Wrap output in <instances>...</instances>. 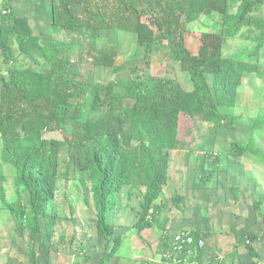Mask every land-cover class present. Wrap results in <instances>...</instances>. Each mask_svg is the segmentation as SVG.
<instances>
[{
    "label": "trees",
    "instance_id": "1",
    "mask_svg": "<svg viewBox=\"0 0 264 264\" xmlns=\"http://www.w3.org/2000/svg\"><path fill=\"white\" fill-rule=\"evenodd\" d=\"M51 1L50 24L54 28L73 33L80 29L130 33L146 52L169 43L170 55L180 70L188 74L192 90L185 92L176 81L166 77L116 80L105 86L87 83L68 72L65 47L49 43V48L44 49L29 19L3 4L0 7L1 56L7 61L13 59L10 46L13 39L20 55L40 52L46 56L50 71L42 74L24 68L9 72L1 79V158L17 171L16 187L27 193L28 209L17 203H6L2 186L0 203L15 220L17 229L30 232L32 241L42 227L49 241L55 219H47L46 208L55 197L58 153L71 145L68 167L73 172L86 174L91 182L96 236L106 243L113 237L114 226L108 223V216L115 207L116 196L125 186H141L145 192L133 226L140 237L141 232L151 227L146 221L148 211H152L151 219L156 220L162 208L156 202L168 181L170 152L178 144L179 117L203 116L217 128L224 126L228 118L226 111L236 104L243 78L258 71L254 64L224 57L222 51L227 40L235 38L243 27L260 31L250 56L257 57L258 51L264 50V20L253 17L264 0H241L234 14L230 12L233 0ZM212 14L219 17L218 30L203 33L197 53L192 55L185 47L187 27L201 16ZM89 51L87 56H91L94 66L113 68L116 48ZM206 75L212 77L210 86ZM85 108L99 115L79 124L70 141L42 138L45 132L79 123ZM231 147L237 155L246 152L245 147L235 144ZM215 162L214 154L199 162L202 184L211 180L212 173L205 166L214 168ZM179 200L175 197L173 202L176 209ZM260 217L264 224V215ZM161 227L164 231V224ZM187 232L195 241L205 242L195 231ZM245 237L249 245H245ZM239 238L249 254L256 256L253 249L256 235L246 232ZM121 245L122 238L115 237L104 255L113 256ZM164 250L173 253L171 245ZM99 264H104L103 258Z\"/></svg>",
    "mask_w": 264,
    "mask_h": 264
},
{
    "label": "rangeland",
    "instance_id": "2",
    "mask_svg": "<svg viewBox=\"0 0 264 264\" xmlns=\"http://www.w3.org/2000/svg\"><path fill=\"white\" fill-rule=\"evenodd\" d=\"M233 1L231 14L236 12L241 0ZM51 3V0H0V7L13 6L16 13L27 16L44 49L49 48V43L65 47L68 72L84 78L87 83L105 86L116 80L166 77L176 81L183 91L192 90L188 74L180 70L170 55L169 43L146 52L130 33L112 29H80L73 33L54 28L50 24ZM253 17L264 20V2L253 12ZM218 27L217 15L201 16L187 27L184 39L187 50L196 55L201 35L216 32ZM259 34L253 27H243L223 48L224 57L258 68L255 74L243 78L236 104L226 111L228 118L224 126L217 128L203 116L179 117L178 144L170 152L168 181L156 202L162 208L156 220L148 221L151 227L141 232L140 237L133 226L141 211L145 188L125 186L116 196L115 207L108 216L114 235L106 243L95 233L91 182L86 174L73 172L68 167L72 146L67 145L59 150L55 197L46 208L47 219H55L51 239L46 240V230L42 227L32 241L29 231L17 229L15 220L0 203V253H29L33 261L40 263L49 253H65V264H99L107 247L119 236L122 238L119 253L136 254L127 264H180L181 260V264H264V224L260 217L264 215V50L260 49L257 57L250 56ZM10 46L11 61L0 54V84L2 78L15 70L29 68L49 73V60L42 53L20 55L13 39ZM108 47L117 49L115 69L94 66L91 56H87L89 49L105 51ZM205 79L210 86L212 77L206 75ZM98 115L85 108L79 123H68L58 131L45 132L42 138L70 141L79 124ZM232 144L245 147L246 152L237 155ZM209 154H214L216 162L214 168L205 166L212 174L211 180L202 184L198 165ZM1 156L0 142V186L5 202L28 209L27 193L16 187L17 171L4 163ZM175 197L180 198L177 209L173 205ZM181 231L202 235L204 248L192 247L181 254L168 255L165 247H169L173 237ZM246 232L256 235L253 249L261 256H252L241 243L239 235ZM106 256L104 264H110V256ZM121 263L120 259L116 262Z\"/></svg>",
    "mask_w": 264,
    "mask_h": 264
},
{
    "label": "crops",
    "instance_id": "3",
    "mask_svg": "<svg viewBox=\"0 0 264 264\" xmlns=\"http://www.w3.org/2000/svg\"><path fill=\"white\" fill-rule=\"evenodd\" d=\"M11 8L14 10L13 6H11ZM119 252L120 250L117 251V253H115L113 256L109 257V259H111L110 264H116L118 259H120V261L122 262L121 264H127L128 260L133 258L136 255L135 253H119ZM28 254L29 253H9V252L0 253V264H65V258H66L65 253H49L45 257V259L42 258L41 263L36 260L33 261L31 255L28 256ZM257 255L261 256V253H257L256 256ZM102 258H105V255H103ZM159 258H160V254H159ZM106 259H107V256L104 259V261H106Z\"/></svg>",
    "mask_w": 264,
    "mask_h": 264
},
{
    "label": "built area",
    "instance_id": "4",
    "mask_svg": "<svg viewBox=\"0 0 264 264\" xmlns=\"http://www.w3.org/2000/svg\"><path fill=\"white\" fill-rule=\"evenodd\" d=\"M152 217V211L149 210L148 214L146 216V221H150ZM245 245H249L250 241L245 237L244 238ZM205 246V242L202 239H198L197 241L194 240V238L189 234L187 231H181L178 232L172 239L171 244V251L173 253H168V255H176L181 254L180 252H183L184 249L188 248H195V249H203ZM256 264H263L261 262H256Z\"/></svg>",
    "mask_w": 264,
    "mask_h": 264
}]
</instances>
